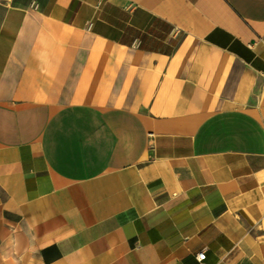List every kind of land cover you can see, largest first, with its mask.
<instances>
[{
    "label": "crops",
    "instance_id": "crops-1",
    "mask_svg": "<svg viewBox=\"0 0 264 264\" xmlns=\"http://www.w3.org/2000/svg\"><path fill=\"white\" fill-rule=\"evenodd\" d=\"M0 264H264V0H0Z\"/></svg>",
    "mask_w": 264,
    "mask_h": 264
},
{
    "label": "built area",
    "instance_id": "built-area-1",
    "mask_svg": "<svg viewBox=\"0 0 264 264\" xmlns=\"http://www.w3.org/2000/svg\"><path fill=\"white\" fill-rule=\"evenodd\" d=\"M205 258V253L204 252H200L197 254V259L200 261V260H203Z\"/></svg>",
    "mask_w": 264,
    "mask_h": 264
}]
</instances>
